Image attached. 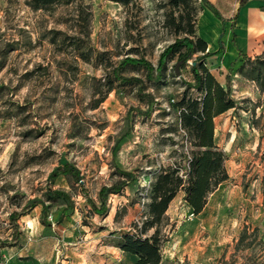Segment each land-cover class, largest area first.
<instances>
[{"label":"rangeland","instance_id":"obj_1","mask_svg":"<svg viewBox=\"0 0 264 264\" xmlns=\"http://www.w3.org/2000/svg\"><path fill=\"white\" fill-rule=\"evenodd\" d=\"M203 6L0 0V264H129L118 244L125 233L153 232L140 231L157 175L171 166L186 177L193 147L172 104L185 90L199 96L185 88L199 52L179 73L172 55L156 82L138 66L121 72L139 79L130 83L109 81L110 72L126 56L156 65L162 49L189 29L187 12L194 36L215 50L218 39H205L194 22ZM222 41L224 52L205 64L237 104L213 119L228 178L198 214L184 190L176 192L160 225L161 264H264V91L239 72L244 57L231 59L228 81L231 62H223L232 44L251 58L264 46L261 39L239 42L235 32ZM66 162L79 178L50 179ZM103 186L116 190L98 211ZM50 189L67 199L49 198Z\"/></svg>","mask_w":264,"mask_h":264},{"label":"trees","instance_id":"obj_2","mask_svg":"<svg viewBox=\"0 0 264 264\" xmlns=\"http://www.w3.org/2000/svg\"><path fill=\"white\" fill-rule=\"evenodd\" d=\"M72 0H33L35 7L47 6L59 2H70ZM128 6L137 0H114ZM204 6L209 8L222 23L225 18L211 4L209 0H202ZM244 0H241V3ZM170 3L183 10L188 7L189 0H170ZM183 16V14H181ZM235 17V16H234ZM233 17V18H234ZM186 19L189 29L185 34L177 36L167 44L160 52L157 63L154 65L144 57L126 56L111 69L109 81L119 80L121 83H130L139 80L135 77H126L121 72L128 65L138 66L146 72L149 81H159L163 78L167 69V61L175 55L172 64V71L179 73V69L187 59L195 52H199L193 59L190 66L193 75V82L185 81L186 89L195 88L199 96H188L185 92L181 98L172 105L179 109V119L182 128L187 132L190 143L193 147L189 160L186 177L183 178L178 167L167 166L161 170L152 184L150 202L148 204V218L143 222L142 230L153 229V232L142 237L139 233H125L119 242L123 253L131 260L129 264H161L160 225L165 219V211L169 202L179 189L184 190V200L190 207L193 214H198L204 207L208 194L213 191L219 183L228 178L224 166L225 154L219 149L213 139L214 117L236 108V100L231 96L229 85L221 84L205 64V58L211 55L220 56L224 52L222 41L223 30L218 38V47L215 50H207V42L200 36H194V29L191 22V14L187 12ZM85 20V18H83ZM197 23V18H194ZM244 57L239 66V72L247 79L257 83L261 91H264V52L255 55L253 58L239 50L237 57ZM236 59L230 63V68L225 74L229 80V71L232 69ZM112 89L109 85L106 92ZM104 98L102 96L101 100ZM59 173L79 178V170L70 163H64L55 168L50 179H54ZM129 175L128 172H122ZM116 186H103L99 191L101 205L98 211L105 208V199L108 192H114ZM48 197L51 199L66 198L65 192L56 189L48 190ZM95 206V204L93 203Z\"/></svg>","mask_w":264,"mask_h":264},{"label":"crops","instance_id":"obj_3","mask_svg":"<svg viewBox=\"0 0 264 264\" xmlns=\"http://www.w3.org/2000/svg\"><path fill=\"white\" fill-rule=\"evenodd\" d=\"M209 1L225 18V22L222 23L209 8L203 6L197 19V29L201 36L205 39H218L223 30V35L227 39H231L235 32L238 33L239 42L245 40L247 44L254 39H261L258 45L264 46V0H244L242 3L241 0ZM238 52L239 50L232 44L226 49L223 62L229 64Z\"/></svg>","mask_w":264,"mask_h":264}]
</instances>
